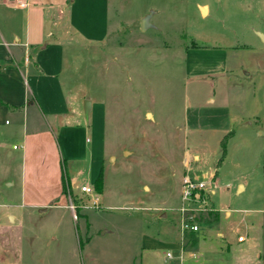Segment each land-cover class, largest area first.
<instances>
[{"label": "rangeland", "instance_id": "1", "mask_svg": "<svg viewBox=\"0 0 264 264\" xmlns=\"http://www.w3.org/2000/svg\"><path fill=\"white\" fill-rule=\"evenodd\" d=\"M69 3L93 43L61 39L63 80L94 105L72 149L59 135L61 175L90 184L99 204L76 208L88 198L69 195L76 220L21 207L20 140L0 128V264H178L186 174L211 187L207 211L184 215L200 228L184 233L185 250L197 244L184 264L264 255V0Z\"/></svg>", "mask_w": 264, "mask_h": 264}, {"label": "crops", "instance_id": "2", "mask_svg": "<svg viewBox=\"0 0 264 264\" xmlns=\"http://www.w3.org/2000/svg\"><path fill=\"white\" fill-rule=\"evenodd\" d=\"M25 1V5H20L18 0H0V128H10V135L19 137L20 140L19 146L12 145L13 151H21L20 206L37 210L39 214L54 210L73 217L69 209L73 205L69 195L76 193L74 195L78 199L88 198L87 203H78L76 208H85L95 198L99 204V198L98 195L84 194L81 187L91 188V185L87 182L80 183L73 175L67 178L70 190L63 192L61 164L65 159L60 149L59 135L71 137L68 141L72 149L77 133L84 130V123L81 122L85 115L82 103L86 97L79 89H74L75 86L70 91L63 80L66 74V57L61 39L70 33L81 36L87 42H92L93 37L85 33L84 36L75 26L72 16L75 5L69 3V0ZM90 103L86 117L93 109V101ZM2 117H7L10 121H2ZM0 134L3 136L0 138L1 147L3 140L7 139L4 137L6 131ZM66 159L73 160L69 153H66ZM213 211L220 216V211ZM243 212L248 213L246 210ZM223 215L229 221L232 212L225 210ZM166 216H160L159 219H166ZM178 229L180 240L177 246V263L184 264L186 252L196 249L197 244L185 250L182 246L185 235L181 233L179 226ZM232 233H237L236 229ZM217 236L222 238L220 233ZM239 237H243V240H237V243H245L246 237ZM175 244L170 243V246L174 247ZM229 246L227 244L225 247L228 251L231 250ZM150 249L144 247L142 250L146 252ZM235 254L237 262L264 264V255L250 257L248 250L241 249ZM196 256L192 253L189 257Z\"/></svg>", "mask_w": 264, "mask_h": 264}, {"label": "built area", "instance_id": "3", "mask_svg": "<svg viewBox=\"0 0 264 264\" xmlns=\"http://www.w3.org/2000/svg\"><path fill=\"white\" fill-rule=\"evenodd\" d=\"M25 0H18L20 5H25ZM16 149V147H14ZM181 192H180V213H181V221H180V230L181 233H197L200 231L199 226L195 223L194 217L190 216L184 218L186 212L193 211V212H202L207 211V206L209 205V200L207 199V188L211 187V181H204L198 180L190 175L186 174L182 177L181 180ZM216 187V186H215ZM217 188V187H216ZM81 191L86 194H92L91 188L87 186H82ZM213 193V192H212ZM211 194V193H209ZM93 206H97L98 202L97 199H93L92 201ZM73 214L74 220H76V209L73 205L69 206ZM243 238L239 237L238 241H242ZM166 257L168 259L172 258L171 253H167Z\"/></svg>", "mask_w": 264, "mask_h": 264}, {"label": "trees", "instance_id": "4", "mask_svg": "<svg viewBox=\"0 0 264 264\" xmlns=\"http://www.w3.org/2000/svg\"><path fill=\"white\" fill-rule=\"evenodd\" d=\"M67 180L68 179L66 176L65 177L62 176L61 181H62V187H63L64 193H67V190H70V187H71L70 183ZM101 184H102V174H100V176L97 179V183H96V189L97 190L101 189L100 187H98V186H101ZM76 213H77V211H76ZM77 215H78V213H77Z\"/></svg>", "mask_w": 264, "mask_h": 264}, {"label": "water", "instance_id": "5", "mask_svg": "<svg viewBox=\"0 0 264 264\" xmlns=\"http://www.w3.org/2000/svg\"><path fill=\"white\" fill-rule=\"evenodd\" d=\"M146 22H147V19H143L142 20V24H141L142 30L146 29ZM48 27H49V23H48L47 28ZM90 105H91L90 101H84V112H85V115H88L89 110H90Z\"/></svg>", "mask_w": 264, "mask_h": 264}, {"label": "bare ground", "instance_id": "6", "mask_svg": "<svg viewBox=\"0 0 264 264\" xmlns=\"http://www.w3.org/2000/svg\"><path fill=\"white\" fill-rule=\"evenodd\" d=\"M204 10L206 11V8H205ZM205 11H204V12H205Z\"/></svg>", "mask_w": 264, "mask_h": 264}]
</instances>
